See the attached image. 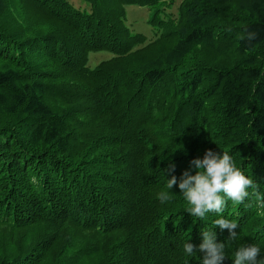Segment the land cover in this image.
<instances>
[{
	"label": "trees",
	"instance_id": "trees-1",
	"mask_svg": "<svg viewBox=\"0 0 264 264\" xmlns=\"http://www.w3.org/2000/svg\"><path fill=\"white\" fill-rule=\"evenodd\" d=\"M79 1L0 0V264H201L183 244L217 214L194 221L176 185L157 193L211 149L264 195V0ZM131 4L152 40L130 33ZM249 192L222 215L264 247Z\"/></svg>",
	"mask_w": 264,
	"mask_h": 264
},
{
	"label": "clouds",
	"instance_id": "clouds-1",
	"mask_svg": "<svg viewBox=\"0 0 264 264\" xmlns=\"http://www.w3.org/2000/svg\"><path fill=\"white\" fill-rule=\"evenodd\" d=\"M174 165H170L174 171ZM191 170H184L181 178L172 175L166 178L167 191L157 193V200L161 205L169 203L171 197L168 192L176 185L179 194L186 202L183 209L195 221L204 220L206 214L215 213L214 227L227 229L229 238L221 243L217 242L216 232L211 229L201 230V242L194 247L192 243L184 242L183 252L191 257L193 253H200L201 264H223L229 242H236L231 260L233 264H264V247L255 243L238 242L240 237L234 231L237 224L223 217L226 201L242 202L251 195L256 197V203L264 208V195L257 193L253 180L244 174L233 162L228 152L218 153L211 149L204 151L202 158L190 161ZM164 175V173H163ZM165 177V175H164ZM259 255V259L257 258Z\"/></svg>",
	"mask_w": 264,
	"mask_h": 264
},
{
	"label": "rangeland",
	"instance_id": "rangeland-1",
	"mask_svg": "<svg viewBox=\"0 0 264 264\" xmlns=\"http://www.w3.org/2000/svg\"><path fill=\"white\" fill-rule=\"evenodd\" d=\"M75 7H84V4L79 0H69ZM182 0H172L171 11L176 12L179 4ZM23 7L17 8L20 12H24L27 15H31L29 5L26 3L22 4ZM126 11V25L129 28L130 33L143 34L147 40H152L155 36L154 28L149 24V19L151 17V11L145 6L139 4H131L125 7ZM110 57L108 52H97L91 53L89 55L88 65L93 67L101 60ZM52 243V242H51Z\"/></svg>",
	"mask_w": 264,
	"mask_h": 264
}]
</instances>
